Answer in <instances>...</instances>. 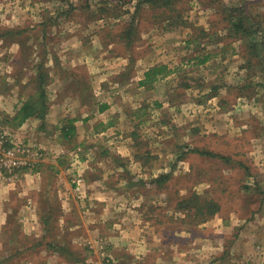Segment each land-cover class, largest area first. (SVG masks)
<instances>
[{
    "label": "rangeland",
    "instance_id": "1",
    "mask_svg": "<svg viewBox=\"0 0 264 264\" xmlns=\"http://www.w3.org/2000/svg\"><path fill=\"white\" fill-rule=\"evenodd\" d=\"M138 1L0 0V127L43 154L29 169L7 174L0 168V176L10 182L22 173L39 172L44 161L50 162L46 183L52 180L59 186L64 184L54 179L61 170L71 187L79 175L92 181L105 174L106 186L111 183L123 197L116 202L113 219L120 213L129 219L131 207L142 206L137 214L146 223L136 232L165 243L150 255L136 257L111 239L126 229L115 228L114 233L104 225L86 226L82 243H77L75 230L61 240L68 251L60 253L77 255L82 264H237L241 256L235 254L205 255L199 240L210 236V230L202 223L213 218L230 226L233 235H242L248 245L242 248L245 255H263L264 227H255L264 222V47L263 58L248 63L247 43L235 36L230 17L241 8L264 29V0H173L165 15L146 5L136 10ZM132 22L135 32L128 39L125 30ZM6 30L11 33L1 36ZM41 64L48 74L47 116L30 118L18 130L22 125L13 127L12 119L23 102L36 98ZM116 65L121 71L113 74L116 68L109 67ZM148 65H165L169 74L143 94L135 85H121ZM110 72L103 84L93 83L91 77ZM94 90L102 92L96 101ZM106 104L110 109L95 114ZM69 120L75 130L65 137ZM125 157L138 164L127 163ZM155 175L168 178L152 183ZM192 194L215 200L218 212L198 222L193 208L183 211L179 206ZM110 196L106 201L114 205ZM30 198L11 200L1 255L32 244L16 220L18 208ZM70 199L77 203L74 195ZM46 202L56 215V198L47 197ZM54 230L24 255L45 264V255L62 250L51 242L52 249H47L44 243L59 238ZM260 244L263 248L257 249ZM190 246L199 255H189Z\"/></svg>",
    "mask_w": 264,
    "mask_h": 264
},
{
    "label": "crops",
    "instance_id": "2",
    "mask_svg": "<svg viewBox=\"0 0 264 264\" xmlns=\"http://www.w3.org/2000/svg\"><path fill=\"white\" fill-rule=\"evenodd\" d=\"M120 64V63H119ZM122 64H126L122 62ZM155 66V65H154ZM165 66V65H163ZM153 66L148 65L143 70L137 71L136 75L130 78L129 80L125 81L126 83L122 82L121 85L128 84L127 86L131 87L132 85H135L136 87H139L142 94L146 91L149 92V88L144 86H139V82L144 79V74L151 69ZM110 69L116 68V72L112 71L113 74L119 73L121 71L120 65H116L114 67H109ZM125 70V69H124ZM111 72L109 75L106 73L104 77L100 76H93V83L96 84L97 82L104 83L107 78H110ZM166 77H159L158 83L161 82ZM109 80V79H108ZM108 82V81H107ZM117 82V81H116ZM114 81V83L117 85ZM93 99L96 101L99 94L102 93L100 90H94ZM147 94V93H146ZM144 96V95H143ZM148 96V95H146ZM100 105L99 109L96 111L95 114H103L105 110L110 109L107 104L104 110H101ZM84 111V110H83ZM88 111H84V113ZM34 120V119H33ZM35 121V120H34ZM37 121V120H36ZM27 122L22 124V126L18 129H23L26 126ZM123 156V155H122ZM127 160V163H137L136 160H131L128 157L124 158ZM132 161V162H130ZM48 162V163H47ZM47 164H50L49 161H44L43 164L40 165L39 172L36 173H27L20 174L17 179L10 180V182H7L8 180L4 177L0 176V242L3 245V236L5 233V228L8 225L9 221V214L12 211V208L10 206V202L14 198H20L24 199L26 196L33 195L34 198H30V202H25L21 204L20 208H18V215L17 217V223L20 232L23 233V235H31V239H33L32 244L24 246L20 245L18 249L16 248L13 253L7 252L2 253L3 255L0 256V264L9 261L10 258L16 260V264H39V260L36 256L33 255H24L25 253H31L32 251L37 249V245L42 244L41 240L51 231V228L55 227V230L57 233H59V238H56V241H48L45 242V245L47 249H52L50 246V242L53 244H57L59 246H62L59 249V252H51L49 255H45V264H82V261H78L76 259L77 255H62L60 252H64V250L68 251V249L63 250L64 244H66L64 241H61L66 235H69L70 231L75 230L76 231V241L77 243H82L84 238V233L86 226L88 228L93 229H99L102 225H104L107 228H110L109 231H112L115 233L116 229H126L127 231H119L121 233L114 234L111 239L115 242L116 245H123L126 250H129L130 255H150L152 251L155 249V247L158 248H164L165 243L164 241H160V238H151L148 235H141L140 233L136 232V229L140 228V231H142L140 224L146 223V220H143L141 214L138 215L137 211L141 210V207H134L133 205L131 208V211L133 215L128 219L124 218L122 216V213L117 215L114 219V211H116V202L119 201V195L122 193L118 191V189H114V186H111V183H108L110 187L108 188L105 183V174H99L94 180L89 181L87 177L84 178V184L82 186V189L79 192H76L74 190V187H71L70 183L67 181L64 172L61 170L59 175V179H54L55 181L61 180L62 186H59V183H54L52 180L49 181V183H46L47 178V169L49 166ZM55 164L54 162L51 163ZM138 164V163H137ZM50 168H53L50 166ZM120 168V167H119ZM143 168V167H142ZM119 170V169H118ZM117 172V171H112ZM1 175V173H0ZM117 175V174H116ZM157 178V175L152 176L150 178ZM152 180V179H151ZM134 187V185L132 184ZM125 187L129 189L131 188V184L128 183ZM115 191V192H114ZM117 191V192H116ZM113 193H116V199H113ZM137 193V197L135 200H138V197L140 195L139 192ZM75 196L77 199L75 200L77 203H73L70 199V196ZM112 196L111 199L114 200V205L107 203L106 196ZM125 195V194H124ZM55 197L58 202V213L56 215H53V208H48V202H46L47 197ZM104 196V197H103ZM110 196V197H111ZM115 197V196H114ZM121 200V199H120ZM43 202L47 204L45 207L43 206ZM121 203V202H120ZM122 205V204H120ZM42 211H45L47 215L49 216L48 222L46 224L43 223V215L41 214ZM51 213V214H50ZM112 214V215H111ZM108 216V218H107ZM264 223V222H263ZM260 222V226L256 229H259L260 227L263 228L264 224ZM203 226L206 227V230H210V236H203L201 242L203 244V248L206 250L205 255H237L239 258H237L238 263L237 264H258L261 262V264H264V253L263 255H258L259 251H256L253 255L254 257H249V255H245L243 250L247 249L246 246L247 243L242 240V235L240 233H236L233 235V233H230L231 227L230 226H223L221 225L220 221L216 218L211 219V221H207L205 223H202ZM233 225V224H229ZM82 229V236H80V231ZM128 231H131L130 235H126ZM237 234V235H236ZM45 235V236H44ZM127 236L126 239H123V236ZM44 236V237H43ZM125 238V237H124ZM262 237H260L261 239ZM258 240V239H255ZM254 240V241H255ZM262 240V239H261ZM16 244V240L14 242ZM193 246L197 243L195 240L192 242ZM262 243V241L260 242ZM52 244V245H53ZM49 245V246H48ZM263 244H260L257 246V249L263 248L261 246ZM158 246V247H157ZM116 247H113V249ZM122 248V247H121ZM243 248V250H242ZM192 246L189 247V255H199L197 253H193ZM54 251V248H53ZM1 252V251H0ZM48 252V251H47ZM240 254H238V253ZM71 253V251H70ZM193 253V254H192ZM180 255H184L182 252H179ZM137 257V256H136ZM234 257V256H233Z\"/></svg>",
    "mask_w": 264,
    "mask_h": 264
},
{
    "label": "trees",
    "instance_id": "3",
    "mask_svg": "<svg viewBox=\"0 0 264 264\" xmlns=\"http://www.w3.org/2000/svg\"><path fill=\"white\" fill-rule=\"evenodd\" d=\"M149 6L151 9H160L161 13L165 15V9H173V0H139L135 5L136 10L142 8L143 6ZM102 11L106 10L105 8H101ZM241 8H236L234 10L235 16H231V25L234 29L235 36L239 40L246 41V47L244 48V56L248 58V63H251L252 60L258 57H262V48L264 47V29L261 24L253 23L250 16L245 12H242ZM135 29L133 27V22L128 24V28L125 30V34L128 39H131L134 35ZM11 33L10 30H6L4 34L1 36H5L6 34ZM261 33V39H258V34ZM263 58V57H262ZM207 58H204L200 61V63H204ZM264 60V59H263ZM166 66H154L149 69L144 74V79L139 82V86H144L147 88L152 87L153 83L158 81V78L164 77L169 74V71H166ZM39 75L37 77V96L36 98L30 97L28 100L22 103L18 111L13 117V127H19L24 124L28 119L34 118L37 120H44L47 116L48 112V102L47 95L45 90L46 78L48 74L44 71L43 65L39 66ZM107 108L106 105L101 106V110ZM70 126L64 127V136L70 137L74 134L75 127L72 124V120L68 121ZM203 155H213V153L209 152H201ZM223 158V157H221ZM227 159L228 158H224ZM167 175H161L160 177L153 179L152 183L161 182L167 180ZM181 210L184 211V208H193L194 209V217L198 219V222H204L208 218L214 216L219 210V204L215 200H206L199 197L197 194H192L188 198H182L180 205ZM49 216L43 217V223L46 224L48 222Z\"/></svg>",
    "mask_w": 264,
    "mask_h": 264
},
{
    "label": "built area",
    "instance_id": "4",
    "mask_svg": "<svg viewBox=\"0 0 264 264\" xmlns=\"http://www.w3.org/2000/svg\"><path fill=\"white\" fill-rule=\"evenodd\" d=\"M8 145V146H7ZM43 154L39 147L25 139L11 136L8 129L0 127V168L7 174L29 169L41 160ZM74 188L81 190L84 184L83 176L79 175L73 181ZM102 248V246H100ZM109 264H112L109 262Z\"/></svg>",
    "mask_w": 264,
    "mask_h": 264
}]
</instances>
